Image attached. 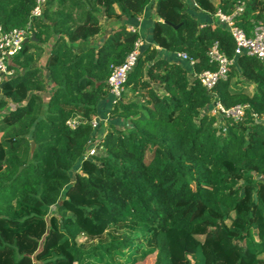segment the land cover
<instances>
[{"label":"trees","instance_id":"1","mask_svg":"<svg viewBox=\"0 0 264 264\" xmlns=\"http://www.w3.org/2000/svg\"><path fill=\"white\" fill-rule=\"evenodd\" d=\"M36 5L0 0L4 31L31 23L0 82V264H264V65L237 55L216 18L197 15L241 7L235 25L251 37L264 26V0H46L31 21ZM151 6L150 41L99 134L109 77L141 39L123 23L95 45L100 19L133 20ZM214 46L229 65L208 91L198 75L217 71ZM167 53L186 54L193 68ZM216 105L246 108L235 121L209 112ZM93 147L103 155L88 156ZM64 197L108 224L89 231Z\"/></svg>","mask_w":264,"mask_h":264},{"label":"built area","instance_id":"2","mask_svg":"<svg viewBox=\"0 0 264 264\" xmlns=\"http://www.w3.org/2000/svg\"><path fill=\"white\" fill-rule=\"evenodd\" d=\"M45 3L46 0H37V5L31 12V21L34 18H40L42 16ZM194 6L196 7L195 3ZM242 11L243 9L238 7L233 14L228 15L219 10L214 15V18H216L219 24L228 29L235 40L237 55L245 54L250 57H256L260 59L264 65V26L257 27L253 36H247L242 29L235 25L234 21L235 16ZM30 27L31 23H29L24 29L4 31L0 24V82L13 75V71L8 68V63L22 50L25 41L30 38ZM128 30L135 31V29L131 27H129ZM143 45L144 42L141 39L137 41L134 50L127 56L124 63L113 69L108 80L110 93L112 95V105L122 98L125 90L124 84L128 74L136 66ZM209 56L211 61L218 65V69L217 71L204 72L198 75V79L204 88L208 91H212L219 81L226 79L229 61L219 52L217 46H214L211 49ZM178 58L193 68V61L186 54L180 53L178 54ZM245 108L246 107L244 106H237L232 109H224L221 105H216L213 113L216 114L219 112L222 117L237 121L242 119ZM67 124L69 127L74 128L77 121L72 120ZM98 124V120H93L92 125L94 128H96ZM97 150L96 147H93L89 150L88 156L91 157L97 155Z\"/></svg>","mask_w":264,"mask_h":264},{"label":"crops","instance_id":"3","mask_svg":"<svg viewBox=\"0 0 264 264\" xmlns=\"http://www.w3.org/2000/svg\"><path fill=\"white\" fill-rule=\"evenodd\" d=\"M155 7L151 6L147 8L145 13L133 20H120L116 18H108L107 16L103 15L100 19L103 33L100 36H97L93 39V43L95 45H99L103 39L109 34V32L114 29L115 27H118L119 25L126 23L127 28L131 27L134 29H137L141 34V40L145 41V43L150 41L151 37V29L153 26V20L156 19L155 17ZM199 17V20L202 22H208L212 21V17L206 14H197ZM162 56L166 59H169L170 61H179L178 54H162ZM187 66V65H186ZM188 68V67H187ZM192 70L189 68V73H191ZM112 108V100H105L99 105V120L100 124H102L101 130L99 134H105L109 128V122H110V110ZM115 125H117L120 128H128L130 127V124L126 121H113ZM100 136V135H99Z\"/></svg>","mask_w":264,"mask_h":264},{"label":"rangeland","instance_id":"4","mask_svg":"<svg viewBox=\"0 0 264 264\" xmlns=\"http://www.w3.org/2000/svg\"><path fill=\"white\" fill-rule=\"evenodd\" d=\"M212 19L215 20L214 17ZM41 65H43L42 62H41ZM44 97H47V95H44ZM9 108H10V106L8 107V109ZM209 109H210L209 112H211V113L214 112V108H209ZM1 118H2V115H0V119ZM219 122H221V121H219ZM221 124H223V122ZM96 153L98 156L103 155V152L101 150H97ZM50 162L52 165V163H53L52 156L50 157ZM51 165H50L49 171H51V169L53 168V165L52 166ZM78 171H79V166L76 165V167L74 168V170L71 172V175H70L71 181L73 180L75 173ZM65 197H67V196H65ZM65 197L61 199V202H64L68 206V209L70 212H73L77 215L78 219L86 225V227L89 231L95 232V231L104 229L106 227V225L108 224L107 223L108 220H107L106 216L99 215V214L94 215L92 213V205L91 204L83 203L80 206L76 202L69 201L68 199L65 200ZM52 211L55 214L57 212V207H54L52 209ZM96 220L99 221L100 224H97ZM182 238H183V235L181 233H174L172 235L171 242H172V248H173V251L175 254L181 255Z\"/></svg>","mask_w":264,"mask_h":264},{"label":"water","instance_id":"5","mask_svg":"<svg viewBox=\"0 0 264 264\" xmlns=\"http://www.w3.org/2000/svg\"><path fill=\"white\" fill-rule=\"evenodd\" d=\"M166 24H168V25H171L170 23H168V22H166ZM172 26V25H171ZM175 29L177 28V27H174ZM33 38H34V36H33ZM25 42H27V41H25ZM32 147H34V144H32Z\"/></svg>","mask_w":264,"mask_h":264}]
</instances>
